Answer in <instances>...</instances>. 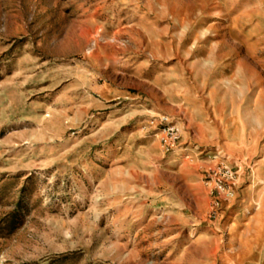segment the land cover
Listing matches in <instances>:
<instances>
[{
    "label": "rangeland",
    "instance_id": "374dc122",
    "mask_svg": "<svg viewBox=\"0 0 264 264\" xmlns=\"http://www.w3.org/2000/svg\"><path fill=\"white\" fill-rule=\"evenodd\" d=\"M0 264H264V0H0Z\"/></svg>",
    "mask_w": 264,
    "mask_h": 264
},
{
    "label": "built area",
    "instance_id": "2783aa9c",
    "mask_svg": "<svg viewBox=\"0 0 264 264\" xmlns=\"http://www.w3.org/2000/svg\"><path fill=\"white\" fill-rule=\"evenodd\" d=\"M221 173H223V176H224V177H226V176L231 177V176H232L231 171H226V172L221 171ZM215 174L218 175V173H215ZM218 183H219V184H218L219 187H220V188H223V186H222V184H223V180H222V179H219Z\"/></svg>",
    "mask_w": 264,
    "mask_h": 264
}]
</instances>
